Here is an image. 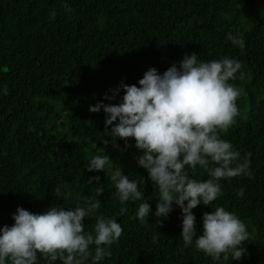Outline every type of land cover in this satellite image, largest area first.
<instances>
[{
    "label": "trees",
    "instance_id": "trees-1",
    "mask_svg": "<svg viewBox=\"0 0 264 264\" xmlns=\"http://www.w3.org/2000/svg\"><path fill=\"white\" fill-rule=\"evenodd\" d=\"M192 52L201 60L227 56L242 63L243 78L238 73L229 82L245 97L236 99L235 123L219 135L250 161V175L222 180V194L193 209L197 236L202 215L223 206L250 233L247 255L229 264H264V0H0V87L8 89L0 93V227L14 223L17 207L43 213L77 200L84 206L97 186L87 181L98 175L104 192L97 214L122 226L111 256L98 264H217L184 246L178 207L162 223L151 213L144 223L135 218L142 201L127 202L120 214L106 173L85 167L92 156L108 154L129 179H143L155 211L156 190L137 166L134 139L129 147L123 140L114 146L104 135L105 113L89 106L118 103L123 89L111 101L105 94L121 82L139 86L149 68L162 74ZM189 175L208 178L199 166ZM94 223L95 216L85 218V231Z\"/></svg>",
    "mask_w": 264,
    "mask_h": 264
},
{
    "label": "clouds",
    "instance_id": "clouds-1",
    "mask_svg": "<svg viewBox=\"0 0 264 264\" xmlns=\"http://www.w3.org/2000/svg\"><path fill=\"white\" fill-rule=\"evenodd\" d=\"M63 7L72 11L66 2ZM227 38L236 42L230 33ZM198 57L195 52L186 53L178 65L173 63L162 74L149 68L138 80L139 86L121 82L110 90L112 95L105 94L104 99L111 101L123 89L118 103L101 101L89 106L90 112L105 113L104 135L111 137L114 146L123 140L129 147V138L134 139L139 150L137 166L147 171L156 190L154 212L145 199L143 179H129L108 154L92 156L85 167L88 172L106 173L115 186L113 195L121 205L120 214L126 212L127 202L142 201L135 218L144 223L151 213L162 223L176 206L181 212L179 237L184 246H194L217 264H229L247 255L243 246L250 241L246 224L234 212L216 205L202 215V230L197 236L193 209L211 205L222 194V180L250 175L249 159L241 160L240 152L219 135L235 123L238 114L240 91L229 81L237 79L238 73L243 78L244 73L236 59ZM7 92L6 84L0 87V93ZM198 166L207 179L189 175V169L195 173ZM94 182L95 195L84 206L77 200L74 207L53 205L43 213L17 207L12 214L14 223L0 227V264H40V260L46 264L57 260L84 264L89 257L90 264H98L111 256L110 247L121 236L122 226L114 217L97 214L104 186L98 175L87 181L89 185ZM237 195L243 196L244 190H238ZM92 216L95 223L85 231L84 220Z\"/></svg>",
    "mask_w": 264,
    "mask_h": 264
},
{
    "label": "rangeland",
    "instance_id": "rangeland-1",
    "mask_svg": "<svg viewBox=\"0 0 264 264\" xmlns=\"http://www.w3.org/2000/svg\"><path fill=\"white\" fill-rule=\"evenodd\" d=\"M237 89H239V91H240V95L237 97V98H243V97H245V92H244V89L243 88H241V87H237V86H235Z\"/></svg>",
    "mask_w": 264,
    "mask_h": 264
}]
</instances>
